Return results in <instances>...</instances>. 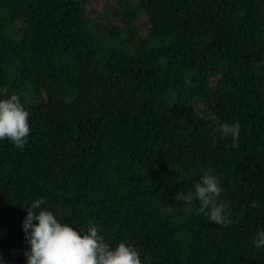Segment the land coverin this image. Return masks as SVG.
I'll use <instances>...</instances> for the list:
<instances>
[{"label": "trees", "instance_id": "obj_1", "mask_svg": "<svg viewBox=\"0 0 264 264\" xmlns=\"http://www.w3.org/2000/svg\"><path fill=\"white\" fill-rule=\"evenodd\" d=\"M92 4L0 0V93L30 122L23 148L0 139V259L25 264V206L43 197L143 264H264V0ZM208 169L230 223L175 199Z\"/></svg>", "mask_w": 264, "mask_h": 264}, {"label": "clouds", "instance_id": "obj_2", "mask_svg": "<svg viewBox=\"0 0 264 264\" xmlns=\"http://www.w3.org/2000/svg\"><path fill=\"white\" fill-rule=\"evenodd\" d=\"M221 136L238 141L240 123L224 121L219 125ZM30 133L29 111L21 98L11 93H0V139L8 138L16 147L23 148ZM223 191L211 169L204 171L194 185V193L178 190L175 199L188 201L194 195L199 211L217 224L231 222L227 201L219 200ZM38 197L25 206L22 221L28 247L24 250L25 264H143L140 252L124 240L112 245L105 239L99 226L89 222L86 228L61 221ZM252 243L264 246V228L254 234ZM0 264L4 261L0 259Z\"/></svg>", "mask_w": 264, "mask_h": 264}, {"label": "rangeland", "instance_id": "obj_3", "mask_svg": "<svg viewBox=\"0 0 264 264\" xmlns=\"http://www.w3.org/2000/svg\"><path fill=\"white\" fill-rule=\"evenodd\" d=\"M93 1V4L90 6V11L95 14L98 10V7L96 6V3L97 2H102L103 0H92Z\"/></svg>", "mask_w": 264, "mask_h": 264}]
</instances>
